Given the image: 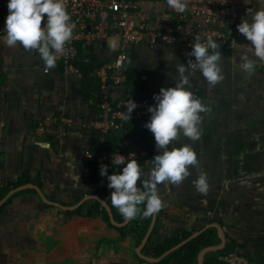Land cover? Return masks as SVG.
I'll return each instance as SVG.
<instances>
[{
    "label": "crops",
    "instance_id": "crops-1",
    "mask_svg": "<svg viewBox=\"0 0 264 264\" xmlns=\"http://www.w3.org/2000/svg\"><path fill=\"white\" fill-rule=\"evenodd\" d=\"M237 8L227 50L187 58L177 45L126 44L118 36L80 50L81 59L102 62L125 53L114 72L137 78L112 86L113 98L134 97L138 82L147 88L144 123L154 153L141 178L149 195L88 168L93 99L78 67L66 71L48 59L63 20L0 33V185L9 192L31 183L41 192L24 187L0 203V264H160L164 256L148 258L163 252L144 251L151 233L161 243L207 229L215 249L199 257L202 247L191 264H226L221 256L230 252L264 264V0H238ZM116 137L117 151L138 148L135 136ZM129 186L153 206L146 200L151 219L140 238L134 211L121 233L103 205L125 195L132 203L138 191Z\"/></svg>",
    "mask_w": 264,
    "mask_h": 264
},
{
    "label": "built area",
    "instance_id": "built-area-1",
    "mask_svg": "<svg viewBox=\"0 0 264 264\" xmlns=\"http://www.w3.org/2000/svg\"><path fill=\"white\" fill-rule=\"evenodd\" d=\"M238 0H0V33L13 28L28 29L44 18L59 17L63 28L52 44L48 59L61 63L64 70L74 68L72 60L78 43L90 45L109 36L126 44L177 45L178 53L192 58L204 50L219 52L233 45L238 22ZM125 53L98 69V116L92 125L101 133L118 129L123 120H140L147 113L146 99L113 98L112 85L125 80L116 74ZM48 71V67L44 69ZM45 123L37 125L38 130ZM144 155L143 151L93 153L86 150V161L123 163ZM226 264H254L234 252L221 256Z\"/></svg>",
    "mask_w": 264,
    "mask_h": 264
},
{
    "label": "trees",
    "instance_id": "trees-1",
    "mask_svg": "<svg viewBox=\"0 0 264 264\" xmlns=\"http://www.w3.org/2000/svg\"><path fill=\"white\" fill-rule=\"evenodd\" d=\"M88 50L89 46H86L83 43H78L77 52L72 60L74 66L78 67L80 70L84 87L88 91H86V97L93 99V107L96 109L97 113L99 112L96 107V103L99 99V86L100 82L98 77L95 75V70L104 65L107 62L102 61H90L81 59L82 53L80 50L86 49ZM206 52H211L209 50H204ZM202 51V52H204ZM85 52V51H84ZM62 66L61 63H58ZM125 80L117 84L121 85L127 82H130L132 79L137 78L131 71H125ZM116 86V85H112ZM147 88L142 82H138V92L132 99H146L147 100ZM123 133L128 135H133L137 138L138 148L136 151H143L144 155L140 158L125 161L123 163H114L107 162L105 164L99 162H87L88 168L92 171L97 177L101 175L104 176L109 182H122L123 184H135L142 188L148 195L149 190L147 189L148 179L141 178V169L145 162L149 160L154 153V141L153 136L149 132L148 128L144 123V118L140 120H123L120 122V127L118 129H111L106 133H101L97 130L95 134V143L94 146L91 147L90 151L93 153H101L103 151L106 152H117V144L120 142V137H116L117 133ZM27 181V179H21L13 185L20 184ZM10 185L2 184L0 185V198L9 190ZM132 203H133V211H134V220H133V231L139 234V238L143 235L145 230L148 227V224L151 219V211L149 205L144 197L138 192L132 191ZM110 207L112 208V212L115 220L121 222L124 218V212L126 209L125 201L119 197L115 200L109 201ZM106 221L109 223L108 216L105 214ZM110 224V223H109ZM110 226L114 227L119 232H123L127 226L116 227L110 224ZM187 234L176 235L173 238L164 240L163 242H157L156 236L151 233L147 242L144 246V251L153 255H159L164 252L169 247L177 244L184 238H186ZM214 237L216 234L213 229H207L201 232L199 235L187 240L184 244L179 246L178 248L172 250L168 254H166L161 260L160 264H191L199 250L212 244Z\"/></svg>",
    "mask_w": 264,
    "mask_h": 264
},
{
    "label": "water",
    "instance_id": "water-1",
    "mask_svg": "<svg viewBox=\"0 0 264 264\" xmlns=\"http://www.w3.org/2000/svg\"><path fill=\"white\" fill-rule=\"evenodd\" d=\"M24 187H32V188H34L39 194H41V192H40V190L38 189L37 186H35L34 184L29 183V184L20 185V186L14 188V189H11L9 192H7V194H6L5 196L2 197V199L0 200V203H2V202L6 199V197L9 196L11 193H13L14 191H16V190H18V189H22V188H24ZM129 187H131V188L137 190V191H138V192H139V193H140V194H141V195H142V196L148 201L149 205H150V206L152 207V209H153V206H152L151 201L147 198L146 194H145L143 191H141L140 189H138V188H136V187H134V186H129ZM125 201H126V205H127V215H126L125 219H124L123 221H121V222H116V221L114 220L109 205H108L107 203H103V205L105 206V208H106V210H107V213H108V215H109L110 221H111L113 224H117V225H121V226H122V225H125V224L128 223V221H129V219H130V217H131L132 211H133V207H132V203H131L130 200L128 199L127 195H125ZM153 211H154V210H153ZM199 232H200V231H199ZM199 232L195 233L194 235H191V236L187 237L186 239L180 241V242L177 243L176 245L170 247L169 249H167L166 251H164L161 255H159V256H157V257H151V258H148V259H150V260H154V261H158V260H160L163 256H165L166 254H168V253L171 252L172 250L178 248L179 246H181L182 244H184L187 240H189V239L195 237ZM146 237H147V233H146V235L144 236L142 243L146 240ZM209 249H215V246H213V245H208V246H206V247H203V248L200 250V252H199V257H201L203 251H206V250H209Z\"/></svg>",
    "mask_w": 264,
    "mask_h": 264
}]
</instances>
